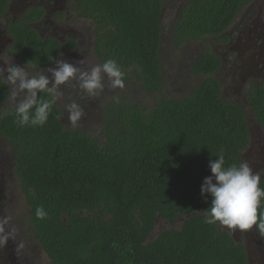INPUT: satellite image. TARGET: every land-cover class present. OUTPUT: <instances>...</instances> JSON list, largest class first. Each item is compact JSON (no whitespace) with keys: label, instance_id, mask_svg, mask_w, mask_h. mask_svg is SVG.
Masks as SVG:
<instances>
[{"label":"trees","instance_id":"trees-1","mask_svg":"<svg viewBox=\"0 0 264 264\" xmlns=\"http://www.w3.org/2000/svg\"><path fill=\"white\" fill-rule=\"evenodd\" d=\"M166 1H78L80 18L97 29L102 65L122 82L134 69L151 94L165 85ZM253 1L190 0L173 33L180 43L219 37ZM9 4L0 0V17ZM14 34L21 62L56 63L59 42H44L23 25ZM221 66L207 52L192 67V76L206 80L185 99L161 101L152 110L118 96L105 113L103 139L67 129L47 88L28 108L1 120L2 136L16 149L30 225L52 264H248L245 246L221 228L243 223L229 186L251 141L248 112L223 99L215 78ZM8 95L0 83V108ZM248 101L264 130V86L251 90ZM258 190L255 222L264 242V182ZM181 219L182 229H174ZM159 220L172 228L151 241Z\"/></svg>","mask_w":264,"mask_h":264},{"label":"flooded vegetation","instance_id":"flooded-vegetation-1","mask_svg":"<svg viewBox=\"0 0 264 264\" xmlns=\"http://www.w3.org/2000/svg\"><path fill=\"white\" fill-rule=\"evenodd\" d=\"M78 1L79 0H10L7 13L0 17V62L3 55H7L16 60V62H19L22 66L15 65L16 67H12L0 65V83H3L9 90L8 98L0 108V125L1 120L5 117L28 108L37 95V92L47 88L51 94L55 96L60 109L63 110V123L68 129L71 123L68 124L66 118H70L71 121L73 117L69 115L68 108L62 105L60 99H63L64 102H72L76 96L81 100L84 98L86 99L84 94L89 86L85 81L80 82L79 78L76 76L77 73H82L77 62V55L81 48V39L83 35L76 34L71 27H64L65 25H61L66 17L69 18L68 14H70V12H73L78 22L82 20L78 13ZM255 1L258 0H254L250 3L251 7L238 25L234 27L233 24L226 33L219 37H210L217 39L222 38V52L218 53L219 49L211 48L210 53L218 56L222 61V66L215 74V78L220 82L223 88V99L228 103L240 107H244V101L246 100L247 105H249L248 98L251 90L261 89L264 86V24L261 20V17L264 16V3L263 7L258 9V12H255L257 9L254 5ZM250 4L246 5L243 10ZM182 11L179 13V18ZM39 12L43 13V16L39 20H32L36 16V13ZM22 25L32 29L44 42L54 40L62 45L61 53L54 65L44 68L32 67L21 62L14 55V49L16 47V36L14 32ZM257 29H261L260 31L263 36H261L259 31H256ZM96 34L97 29L95 35ZM72 42H77L76 48H72ZM69 53L75 54V56L67 59L66 56ZM202 57L199 60H201ZM230 57H232L231 60L229 59ZM223 73H227L231 76V82L229 81L228 84L226 82L227 77L224 78L225 75ZM33 75L35 76L34 78L31 77ZM61 76H65L66 78V80L63 79L64 83L57 82ZM60 81L62 80L60 79ZM248 82V87L245 90L246 100H240L243 96V94H241L243 91L242 88H244ZM236 86H238V88H235ZM239 86L240 91L238 94ZM52 87L57 88L58 92L62 91V96L64 98L62 96L59 98L58 93H56L55 89ZM82 89H84V91L80 92ZM231 101H235L237 104ZM250 133L251 141L249 146L242 153L240 172L230 182L229 187L233 190L243 211V223L240 227H235L238 229L245 228L247 222L246 217L251 214L255 227L258 230L255 217L258 204L263 196V193L258 192V188L259 185L264 182V141H257L255 138L256 136L252 133L251 127ZM0 149L5 150L8 156L9 172L11 176L13 179L14 177L19 179L15 166L16 149L11 142L2 136L1 126ZM1 161L0 159V165H2ZM3 174V172L0 174V189L4 186ZM233 181H236V183L233 184ZM2 194L3 190H1L0 196H3ZM242 196L246 197L242 198ZM1 217H3L2 213L0 214V220ZM1 225V228H3L4 225ZM3 235L5 234H1L0 232V236L4 237L3 242L0 241V244L4 246L5 236ZM252 236L253 234L248 237L249 242L247 245L237 243L245 246L248 253V264H264V257L254 249V238ZM258 237L264 244L259 231ZM2 248L3 247H0V264H15L13 256L6 258L2 257L3 254L7 253H4Z\"/></svg>","mask_w":264,"mask_h":264},{"label":"rangeland","instance_id":"rangeland-1","mask_svg":"<svg viewBox=\"0 0 264 264\" xmlns=\"http://www.w3.org/2000/svg\"><path fill=\"white\" fill-rule=\"evenodd\" d=\"M189 1L167 0L165 3L163 13L164 35L161 48L165 85L161 92L156 94H151L144 89L140 81V73L134 69L128 72L129 80L122 82L109 69L103 66L97 55L96 28L93 22L85 19L78 22L73 12L68 14L69 18L66 17L61 25L71 27L76 34L83 35L81 48L77 55V62L82 73H77L76 76L80 82L85 81L89 85L84 94L86 99L81 100L78 96L74 100L72 99V102H64L63 99H60L62 105L68 108L69 115L73 117L70 116L73 120H71L72 122L70 118H66L68 124L71 123L70 125L73 126L71 127L69 125L68 129H81L89 135H93L94 138L103 139L102 131L105 125V113L118 96H122L125 103H138L142 109L152 110L161 101H180L185 99L206 80L205 77L196 78L192 76V67L206 52H210L211 48L219 49L218 53H221L223 45L222 38H206L200 42L183 41L181 43L177 40L173 32L176 28L180 11H182ZM263 1H255L254 5L257 8L255 12H258V9L263 7ZM250 7L251 4L239 14L238 19L234 23V27L242 21ZM261 14L263 15L262 11ZM261 20L264 24V16L261 17ZM260 30L257 29L256 31L261 33ZM261 36H263L262 33ZM73 56L75 54L69 53L66 58L68 59ZM229 59L231 60L232 57ZM0 65L12 67L22 66L19 62H16V60L7 55H3ZM223 74L225 75L224 78L227 77V84L229 81L231 82V76L227 73ZM31 77L34 78L35 76L33 75ZM63 79L66 80L65 76L59 77L57 82L62 83ZM248 84L249 82L242 88L243 91L241 94L243 96L240 100H246L245 90ZM52 88L58 93L59 98L63 95L62 91L58 92L57 88ZM235 88H238V86ZM83 91L84 89L80 92ZM239 91L240 86L238 94ZM246 101H244V108L248 112V120L252 133L256 136L257 141H264V130L259 125L256 117L250 112ZM231 102L237 104L235 101ZM0 159L2 160L0 174L2 172L4 173L3 176L1 175L4 180V186L0 189V192L3 190V196H0V212L3 216L0 220V232L1 234H5L3 236H5L4 246H6L4 247L3 244H0V247H3L2 250H4V253L7 252L2 257L13 256L15 264H52L32 230V226L30 225V206L22 190L21 182L16 177L13 179L9 172L8 156L3 149H0ZM235 183L236 181H233V184ZM218 188H221V185H218ZM245 197L242 196V198ZM246 219L245 228L238 229L230 224H223L221 228L224 231L230 232L238 243L246 245L249 242L248 237L253 234L254 249L264 257V244L259 240L258 230L255 227L251 214ZM185 221L184 219L178 220L173 228L181 230ZM1 224L4 225L3 228H1ZM171 228L167 223L159 220L156 231L150 240H156L164 231ZM3 239L4 237L0 236V241L3 242Z\"/></svg>","mask_w":264,"mask_h":264},{"label":"clouds","instance_id":"clouds-1","mask_svg":"<svg viewBox=\"0 0 264 264\" xmlns=\"http://www.w3.org/2000/svg\"><path fill=\"white\" fill-rule=\"evenodd\" d=\"M230 233V232H229ZM232 235V234H231ZM234 238V237H233Z\"/></svg>","mask_w":264,"mask_h":264}]
</instances>
